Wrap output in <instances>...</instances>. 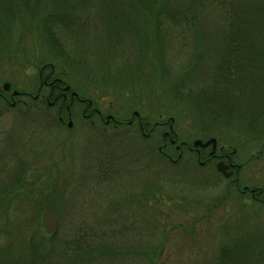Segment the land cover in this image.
<instances>
[{
	"label": "rangeland",
	"instance_id": "rangeland-1",
	"mask_svg": "<svg viewBox=\"0 0 264 264\" xmlns=\"http://www.w3.org/2000/svg\"><path fill=\"white\" fill-rule=\"evenodd\" d=\"M22 1L25 9L33 11L37 4V9L49 8L55 2ZM81 1L68 0V10H77V15L59 27L69 36L61 41L46 33L48 24L36 15L37 9L24 17L20 4L17 13L0 24V91L7 83L11 92L34 95L42 65L50 66H45V73L56 65L57 75L64 72L74 92L90 100L102 116L120 122L130 120L133 112L151 122L161 116L167 122L164 130L172 126L176 132L177 144L208 139L195 126L187 105L174 100L165 88H157L149 61L140 55L142 45L133 41L126 19L104 18L103 0ZM114 22L121 25L119 35ZM61 60L68 72L61 69ZM137 61L141 65L134 68ZM16 100L21 101L11 108L0 99V192L3 185L15 183L22 170L25 183L11 197L0 196V247H6L0 264H137L133 254L101 260L79 256L82 251L75 245L87 244L72 241L75 232L106 231L113 235V247L154 245L152 239H141V226L146 231H166L157 264H217L222 248L239 245L247 252L248 238H255L252 247L257 256L248 255L260 258L256 250L264 249V204L250 201L248 194L241 197L240 191L242 184L264 187V140L255 141L240 124L215 133L217 145L241 166L242 184L236 189L216 171L215 161L199 166L196 157L184 151L182 159L170 166L154 156L149 150L162 142L154 133L142 141L136 118L130 126L103 128L97 116L83 120L84 107L77 105L69 130L56 124L57 109L31 103L30 98ZM166 150L173 159L179 155L170 147ZM25 164L30 167H21ZM157 188L160 191L147 212L155 221L141 223L139 194ZM44 209L56 216L57 231L52 236L41 230L39 214ZM42 241L52 255H46ZM66 246L73 251L61 258Z\"/></svg>",
	"mask_w": 264,
	"mask_h": 264
},
{
	"label": "trees",
	"instance_id": "trees-1",
	"mask_svg": "<svg viewBox=\"0 0 264 264\" xmlns=\"http://www.w3.org/2000/svg\"><path fill=\"white\" fill-rule=\"evenodd\" d=\"M48 1L55 2L49 8L42 6L37 9L39 5L37 4L35 12L25 9L22 0H0V24L9 21L11 13L13 11L17 13L20 4L24 17H29L35 12L42 20H46L43 22L48 24L46 25L48 35L53 37L55 35L60 41L63 37L67 39L69 36L65 29L60 31L59 27H65L69 23L67 19L74 18L77 10H68V0ZM103 2V17L108 20H116L119 16L126 19V25L133 34V41L142 45L140 55L149 61L157 88L160 91L165 88L174 100L187 105L188 108H185L190 115L193 114L197 121L195 126L200 133L202 128L205 138H215V133L220 131L223 133L238 123L239 128L255 141L264 140V0H103ZM113 24L117 26L116 35H119L122 31L121 25L117 22ZM59 62L62 65L61 69L68 72L65 62L63 60ZM46 65L44 63L42 67ZM140 65L141 62L137 61L134 68ZM56 70L57 66L54 65V72L57 75ZM139 72L137 70V73ZM57 76L70 86L64 72ZM70 88L74 91L71 86ZM160 117L154 122L140 117V121L149 122L154 128L153 124L158 123ZM139 130L142 134V129ZM145 130L148 131L147 128ZM153 132L158 142H162L163 145L162 134L158 133L156 128ZM153 132L147 138L151 137ZM170 136L177 144L174 130H171ZM147 138L143 136L142 141ZM167 147L179 154L169 142ZM158 149L151 148L149 151L170 166L182 159V156L173 159V156L162 147L161 152L164 150L171 156L167 159V153L165 155ZM209 161L214 160L210 158ZM27 166L25 164L21 167ZM17 175L14 177L15 183L2 186L0 196L11 197L14 192H18L17 187L20 183L23 186L25 173L22 170V173ZM159 189L139 194L137 205L142 211L139 220L141 223L155 221L153 214L147 212L151 209L152 198L160 191ZM141 191L143 192L142 189ZM140 196L143 198L140 199ZM145 229L144 226L140 228L141 239L145 238L146 242L154 240V245L147 243L135 249L122 248L123 253L121 247L110 245V242H113V235L106 231L91 235L75 232L72 243L75 245L79 241L87 244L75 245L77 246L75 250L82 251L79 256L96 257L101 260L103 257L114 258L123 254H133L137 258V264H157V259L164 248L166 231ZM239 236L238 240L243 238L242 235ZM233 238L234 242L237 238ZM44 242L46 241L40 244L43 245L46 255L51 254L49 252L52 249ZM254 242L255 238L251 241L249 238L246 239L245 244L249 247L247 252L239 245L220 249L221 257L217 264H264L261 260L264 255L263 247L256 250L260 258L252 256L256 255L252 247ZM5 251L6 247H0V257L5 256ZM72 251L73 249L68 246L63 247L59 256L63 258L62 256L70 255L69 252Z\"/></svg>",
	"mask_w": 264,
	"mask_h": 264
},
{
	"label": "flooded vegetation",
	"instance_id": "flooded-vegetation-1",
	"mask_svg": "<svg viewBox=\"0 0 264 264\" xmlns=\"http://www.w3.org/2000/svg\"><path fill=\"white\" fill-rule=\"evenodd\" d=\"M45 67L39 70L38 78L40 80V84L37 87V92L34 95L16 91V95H13L14 90L11 92L10 88L7 91H3L1 89L0 91V98L4 102L7 101V96L9 94L10 103L7 104L11 107H15L17 103H19L21 100H17L20 97L30 98L31 102H43L46 103V105L49 108L57 109V112L55 113L54 119L56 121V124L58 126H64L67 129H71L73 127V120L76 116L75 112V106H83L84 109L81 113V118L83 120H90L92 119V116H97L100 121L103 122V128L106 127L109 124H112L113 126H130L133 125V119L136 118L138 120V127L142 129V135L146 138L149 136L151 132L157 129L159 133L162 134L163 137V145L159 147V152L162 151V147L166 149L168 146V142L173 145L175 150L179 151V155L183 156V152H187L189 154H193L196 157V160L200 164V166H204L209 162V159L212 158V160L215 161V165L218 162H223L228 166L227 171L231 172V176L228 178L230 179V182L232 186L236 189L240 188V185L242 184L241 178L239 177V172L241 170V166L233 163L231 160L232 153L226 151L224 147L217 145L216 140V146L215 150L212 152V147L208 146L206 148L201 147H193V142L191 145L181 142L180 144H176V140H173L170 136V132L172 130V126H169L167 130H164L166 127L167 122L160 120L158 123H154V128H152V125L147 123H142L140 121L139 114H135L133 112L132 118L128 121L120 122L117 121L113 116L111 115H104L102 116L101 112L97 109L92 108V102L90 100H87L85 98H81L76 92L71 91V88L69 85H67L61 77L57 76L54 72V68H51V70L48 73H45ZM23 105L27 106V103L22 101ZM55 107V108H54ZM65 107V111H63V108ZM90 123H93V120L90 121ZM147 128L148 132H145V129ZM151 131V132H150ZM154 133V132H153ZM166 155L167 152L163 150L161 152ZM167 159H169L171 156L166 155ZM203 159V160H202ZM248 194L250 201H253L254 203L258 204H264V187L256 186V187H248L246 185L241 186L240 195L244 196Z\"/></svg>",
	"mask_w": 264,
	"mask_h": 264
},
{
	"label": "water",
	"instance_id": "water-1",
	"mask_svg": "<svg viewBox=\"0 0 264 264\" xmlns=\"http://www.w3.org/2000/svg\"><path fill=\"white\" fill-rule=\"evenodd\" d=\"M9 89V84L4 83L3 84V90L7 91ZM16 92H13V95H16ZM137 114V113H135ZM208 146L212 147V152L215 150L216 146V140L214 138H210L206 141H201V140H195L193 142V147H201V148H206ZM216 169L219 173L223 175L224 178H228L231 176V172L227 171L228 166L224 164L223 162H218L216 164ZM39 221H40V226L41 230L46 233L48 236H52L56 233L57 231V220L55 214L48 210L44 209L40 212L39 214Z\"/></svg>",
	"mask_w": 264,
	"mask_h": 264
}]
</instances>
